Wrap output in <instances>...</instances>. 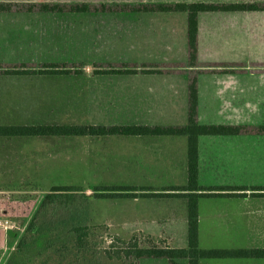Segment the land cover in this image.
<instances>
[{
  "label": "rangeland",
  "instance_id": "374dc122",
  "mask_svg": "<svg viewBox=\"0 0 264 264\" xmlns=\"http://www.w3.org/2000/svg\"><path fill=\"white\" fill-rule=\"evenodd\" d=\"M249 1L264 0H0L62 4ZM210 15L216 16L212 18L215 23L229 29L215 42L222 48L213 53L223 57L237 53L240 57L238 65L200 63L204 65L201 69L245 67L253 69L250 74L256 81L264 82V54L257 58L254 54L259 53L254 52L255 47L252 49L256 42L264 44V12ZM185 32L184 13L0 14V66H9L0 67V73L16 65L23 66L17 69L34 71L31 75L0 74V95H10L0 100V125L136 124L128 111L133 105L125 100L131 91L129 86L137 81L135 75H97L96 71L105 66L133 65L139 71L143 65L160 62L161 58L183 63ZM234 43L239 44L237 50ZM50 63H80L82 73L41 74ZM221 71L224 70L204 73L243 72ZM133 144L119 136L0 138V264L12 256L17 258L15 264H130L106 258L105 252L114 237L125 241L136 238L141 247L180 246L182 234L176 229L180 227L170 234L163 225V217L172 211L174 200L140 197L141 193L151 192V186H141L138 176L142 171L124 169L119 163L121 153L130 151ZM202 177L203 184L213 183L205 187L240 189L221 192L264 194V169L219 170L212 182L207 181V171H202ZM54 187H74L88 197L73 215L74 221L87 227L88 235L80 248L75 236L69 233V225L49 224L26 231L43 196ZM110 187L135 189L119 193L136 196L99 198L98 195L107 193L99 189ZM21 241L25 244L18 252ZM135 264L166 263L142 260Z\"/></svg>",
  "mask_w": 264,
  "mask_h": 264
},
{
  "label": "crops",
  "instance_id": "0c3cea01",
  "mask_svg": "<svg viewBox=\"0 0 264 264\" xmlns=\"http://www.w3.org/2000/svg\"><path fill=\"white\" fill-rule=\"evenodd\" d=\"M213 17L216 16L203 15L199 18L198 62H229L238 65L240 55L237 53L227 57L213 53L216 48H222L216 45L215 42L220 41L217 39L229 31L227 25L215 23ZM207 18L212 22L208 19V22L202 25ZM252 46V49L256 48L253 49L254 52L259 53L254 56L261 59L264 54L262 49L264 44L256 42ZM238 48L239 44L234 43V49ZM204 50L210 52L206 54ZM161 59L163 60L153 63H178L174 59ZM205 69L243 72L198 75L197 122L199 125H264V82L255 80L250 74V70L253 69L248 70L245 67ZM135 77L137 81L129 86L131 90L128 92L129 95H125V100L129 101V105H133L128 111L133 114L134 117L131 120L134 123L147 126L186 124V76L184 74L137 73ZM9 96L4 92L0 95V100L7 99ZM119 137L134 143L130 151L121 153L119 158L121 167L142 171L138 179L142 180L141 186H151L149 189L151 192L148 194L173 193L174 191L170 189L186 185L185 136ZM263 143L264 136L254 135L201 136L199 138L198 185L202 189H207L202 191L207 195L201 197L197 204L200 249H264V194L238 192L227 194L230 192L210 188L213 183L203 184L202 182L204 177H202V171H207V181L212 182L215 179V171L264 169ZM143 190L145 189L141 191ZM161 199L174 200V210L172 209L168 216L163 217L166 218L163 219L164 227H168L170 234L175 233L173 231L176 227H180L176 229L182 234V244L170 248H185V199L180 197H161ZM175 207L178 208V212L175 211ZM199 264H264V258L203 259L199 261Z\"/></svg>",
  "mask_w": 264,
  "mask_h": 264
},
{
  "label": "trees",
  "instance_id": "16d2710c",
  "mask_svg": "<svg viewBox=\"0 0 264 264\" xmlns=\"http://www.w3.org/2000/svg\"><path fill=\"white\" fill-rule=\"evenodd\" d=\"M264 12L262 2H190V3H138V4H87V3H5L0 2V14H155L184 13L186 20V61L175 65H143L139 71L136 65L127 68L106 66L99 69L97 75H135L142 74H184L186 76V124L167 126L131 125H0V138L12 137H107V136H185L187 146V182L185 186L170 189L168 194H141L143 197H180L186 204V247L170 248L147 246L141 247L136 238L127 241L114 237L105 256L109 260H117L135 264L142 260L165 261L166 264H199L203 259L230 258H264V249L228 250L200 249L198 247V200L207 195L198 185V142L201 136H264V125H199L197 122V77L208 70L201 69L204 65L197 60L199 18L209 14H234ZM227 66V65H220ZM8 68L9 66H0ZM13 69L1 70L3 75H31L34 71ZM72 69H71V68ZM132 68V69H131ZM212 72V71H209ZM231 72V71H221ZM82 73L80 63H50L48 70L41 74L79 76ZM107 192L99 198H135V193H119L130 191L127 187H110L99 189ZM240 190L234 188L218 189L217 191ZM74 187H54L43 196L26 231L36 230L42 225H69L70 232L76 238L80 248L87 237V227L74 221V214L82 208L88 197L78 193ZM179 191V192H177ZM110 192V193H109ZM231 194V193H227ZM261 194V193H257ZM22 242V241H21ZM25 242L21 243L18 252ZM17 258L10 257L5 264H15Z\"/></svg>",
  "mask_w": 264,
  "mask_h": 264
}]
</instances>
